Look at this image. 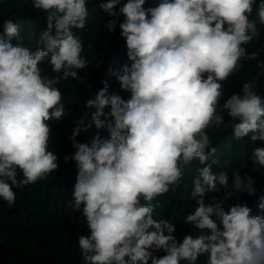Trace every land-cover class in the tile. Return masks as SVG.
<instances>
[{
    "label": "clouds",
    "instance_id": "clouds-1",
    "mask_svg": "<svg viewBox=\"0 0 264 264\" xmlns=\"http://www.w3.org/2000/svg\"><path fill=\"white\" fill-rule=\"evenodd\" d=\"M88 2L31 0L34 9L48 13L47 30L35 50L13 44V39H21L20 27L12 18L3 21L0 198L9 208L17 201L14 189L45 180L58 169L48 121L65 115L57 85L79 80L78 70L89 64L82 55V40L72 31L86 27ZM120 3L108 0L101 7L115 18L107 22L111 32L124 17L119 27L132 63L114 75L130 99L109 95L103 81L104 87L86 102L93 111L76 121L70 137L78 167L72 208L81 212L89 230L78 238L83 264H196L205 253L207 264H264V217L251 215L246 203L226 210L224 199L204 201L206 193L219 192L220 187L228 197L233 195L228 191L229 173L213 174L207 163L217 151L210 148L208 129L219 130L226 113L235 138L254 133L253 141H264V101L257 95L255 79L243 84L242 95L233 94L220 104L221 82L239 72L242 60H257L264 70L259 53L247 54L242 47L257 34L256 20L250 18L257 0H160L150 8L144 7L146 0H127L117 12ZM256 17L264 24V0ZM45 61L55 75L45 74ZM93 125L107 128L109 138L97 133L91 146L78 143L76 137ZM194 159L205 166L193 179L191 196L199 197L198 206L185 223L210 234H189L178 242L175 224L154 219L153 213L161 207L156 198L180 187L183 165ZM252 164L264 168V147L253 150ZM253 185L251 177L233 171L231 187L236 192L254 195ZM259 208L264 210V196ZM158 250L167 254L157 258L153 252Z\"/></svg>",
    "mask_w": 264,
    "mask_h": 264
},
{
    "label": "trees",
    "instance_id": "trees-1",
    "mask_svg": "<svg viewBox=\"0 0 264 264\" xmlns=\"http://www.w3.org/2000/svg\"><path fill=\"white\" fill-rule=\"evenodd\" d=\"M107 2L108 0H89L86 27L81 30L72 29L74 35L79 36L83 42L82 55L89 64L86 68L78 70L79 80L69 78L57 85L63 93L65 115L60 120L52 119L48 123L52 131L50 150L58 156V169L45 180L25 186L23 190L14 189L17 201L13 207L9 208L0 198V264H83L78 238L80 235H88L89 230L81 212L72 208L78 167L72 158L76 149L73 148L70 137L77 126L76 121L83 118L85 113L90 115L93 111L86 108V102L104 87L103 81H107L109 95H119L125 101L131 96L130 92L121 89L114 75L123 65L130 66L132 63L127 57L126 38L122 37L119 27L124 17H119L114 32L109 31L107 22L115 18L103 11L101 6ZM126 2L127 0H121L115 10L119 12V8ZM159 2L160 0H146L144 7H155ZM259 3L260 0H257L250 17L256 20L257 34L242 47L246 49L247 54L259 53L258 60L264 62V24L256 17ZM47 15L44 11L34 9L31 0H0V34L3 33V21L12 18L20 27L21 39H13L11 42H20L23 46L35 50L41 34L47 30ZM257 63V60H242L239 72L221 82V106L231 95H242L243 84L253 79L257 82V95L264 101V70L257 67ZM41 67L45 69V74L55 75L47 61ZM110 110V107L105 108V113ZM229 120L230 117L225 113V124L219 130L208 129L212 139L210 148L214 147L217 151L210 156L207 163L211 164L213 174L218 175L221 171L229 173L228 191L233 195L228 197L227 191L218 185L220 191L206 193L204 201L208 204L213 202V197L217 200L224 199L226 210L238 202L246 203L252 209L251 215L264 217V210L259 208L260 197L264 196V168L254 167L252 164L253 150L264 147V141H253L251 136L254 133H249L241 139L235 138ZM108 121L114 124V118L108 117ZM97 133L102 139L109 138L107 128L96 129L93 125L89 131L81 132L76 141L91 146V141ZM210 148L206 149V152L210 151ZM65 157H68L67 161ZM213 160L218 163H212ZM204 166L198 159L183 165L184 175L180 187L156 198L161 207L155 209L153 218L172 221L176 228L173 236L178 242H182L185 235L190 234L197 238L210 234L207 229L200 230L195 225L185 223L187 215L193 213L198 206L196 200L199 197L192 198L191 192L194 187L193 179ZM234 170H238L242 178L246 174L253 179L256 189L254 195L236 192L231 187ZM141 203L146 202L141 200ZM166 254L164 250L153 252L157 258ZM207 262L208 254L205 253L198 257L196 264Z\"/></svg>",
    "mask_w": 264,
    "mask_h": 264
}]
</instances>
